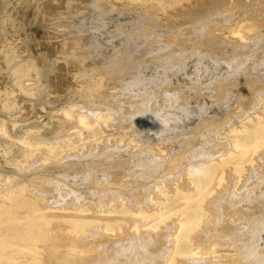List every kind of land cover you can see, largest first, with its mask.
<instances>
[{
	"label": "rangeland",
	"instance_id": "1",
	"mask_svg": "<svg viewBox=\"0 0 264 264\" xmlns=\"http://www.w3.org/2000/svg\"><path fill=\"white\" fill-rule=\"evenodd\" d=\"M68 263L264 264V0H0V264Z\"/></svg>",
	"mask_w": 264,
	"mask_h": 264
},
{
	"label": "bare ground",
	"instance_id": "2",
	"mask_svg": "<svg viewBox=\"0 0 264 264\" xmlns=\"http://www.w3.org/2000/svg\"><path fill=\"white\" fill-rule=\"evenodd\" d=\"M242 156V155H241ZM191 205V204H190ZM196 216H197V213H196ZM196 218V217H195ZM193 219H194V217H193ZM195 220V219H194ZM174 242V241H173ZM186 242V241H185ZM174 248V247H173ZM57 258V257H56ZM67 263V262H66ZM69 264V263H68ZM169 264V263H168Z\"/></svg>",
	"mask_w": 264,
	"mask_h": 264
}]
</instances>
